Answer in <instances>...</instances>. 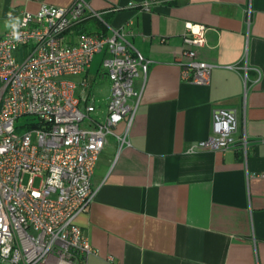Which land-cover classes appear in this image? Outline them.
<instances>
[{
    "label": "crops",
    "instance_id": "obj_1",
    "mask_svg": "<svg viewBox=\"0 0 264 264\" xmlns=\"http://www.w3.org/2000/svg\"><path fill=\"white\" fill-rule=\"evenodd\" d=\"M72 1L0 0V19L9 29V13L20 19L43 3ZM85 1L101 20L86 14L66 39L109 34L105 24L131 31L126 39L149 65L135 80L142 92L128 144L107 136L91 175L93 198L75 218L97 252L79 264H264V0H159L147 9L128 7L144 0ZM185 23L206 28L198 58L212 65L207 85L180 79ZM97 54L92 73L103 79L104 53ZM91 62L75 76L77 94L81 81L92 93ZM234 65L247 66L245 82ZM109 89L96 88L100 112ZM215 108L235 111L245 156L237 148L187 152L210 134ZM123 129L122 122L115 130Z\"/></svg>",
    "mask_w": 264,
    "mask_h": 264
},
{
    "label": "built area",
    "instance_id": "obj_2",
    "mask_svg": "<svg viewBox=\"0 0 264 264\" xmlns=\"http://www.w3.org/2000/svg\"><path fill=\"white\" fill-rule=\"evenodd\" d=\"M86 14L101 20L85 0L64 7L43 3L34 13H20L18 39L11 28L0 33V264H79L97 253L75 218L93 198L91 175L107 136L119 147L128 144L142 92L135 80L145 77L149 61L126 39L131 31L108 24L109 34L81 33L69 42L65 34ZM184 29L176 60L180 79L207 85L212 65L198 58L206 28L185 23ZM100 52L102 76L110 83L101 112L87 83L80 82L77 94L71 79L84 74ZM228 68L243 71L245 82L246 65ZM21 116L30 118L19 126ZM236 129L235 111L215 108L210 134L187 152L237 148L245 156L248 139H236Z\"/></svg>",
    "mask_w": 264,
    "mask_h": 264
},
{
    "label": "rangeland",
    "instance_id": "obj_3",
    "mask_svg": "<svg viewBox=\"0 0 264 264\" xmlns=\"http://www.w3.org/2000/svg\"><path fill=\"white\" fill-rule=\"evenodd\" d=\"M7 21H5L4 19H0V31H3V29L5 30V28H8V24L6 23ZM7 24V25H6ZM6 25V26H5ZM100 56L98 54H95V56L92 59L91 65V71H90V77L94 78L92 81V88L91 91L94 94V104L97 107L99 106H103L104 102L102 101V97L101 95H98L96 93V88L98 89V86H100V84H103V86H106L107 82L109 83L108 79L106 76L103 77V79H100L99 76H97L96 74L92 73L93 72V68L96 65L97 60H99ZM104 72V68L100 65L97 67V73H102ZM71 79L75 80V76H72ZM30 118V116H21L18 118V120L16 121L17 125H23L25 122H27V120ZM38 183V180L35 181V184Z\"/></svg>",
    "mask_w": 264,
    "mask_h": 264
},
{
    "label": "clouds",
    "instance_id": "obj_4",
    "mask_svg": "<svg viewBox=\"0 0 264 264\" xmlns=\"http://www.w3.org/2000/svg\"><path fill=\"white\" fill-rule=\"evenodd\" d=\"M8 21H9V26L11 28V34L13 38H19V32L17 29L20 27V20L18 17L12 16L11 13L8 14Z\"/></svg>",
    "mask_w": 264,
    "mask_h": 264
},
{
    "label": "trees",
    "instance_id": "obj_5",
    "mask_svg": "<svg viewBox=\"0 0 264 264\" xmlns=\"http://www.w3.org/2000/svg\"><path fill=\"white\" fill-rule=\"evenodd\" d=\"M77 26V25H76Z\"/></svg>",
    "mask_w": 264,
    "mask_h": 264
}]
</instances>
